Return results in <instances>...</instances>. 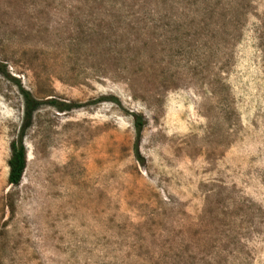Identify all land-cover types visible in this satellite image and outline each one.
<instances>
[{
  "label": "rangeland",
  "instance_id": "374dc122",
  "mask_svg": "<svg viewBox=\"0 0 264 264\" xmlns=\"http://www.w3.org/2000/svg\"><path fill=\"white\" fill-rule=\"evenodd\" d=\"M0 64V264H264V0H0Z\"/></svg>",
  "mask_w": 264,
  "mask_h": 264
},
{
  "label": "trees",
  "instance_id": "16d2710c",
  "mask_svg": "<svg viewBox=\"0 0 264 264\" xmlns=\"http://www.w3.org/2000/svg\"><path fill=\"white\" fill-rule=\"evenodd\" d=\"M137 1V0H132ZM3 66V65H2ZM0 64V72L3 73L4 70L2 69ZM17 85L19 87V91L23 98L24 106H23V118L22 124L20 126V130L16 139H13L10 142V157L7 161L8 164V176L7 181L10 185L16 186L20 183L23 173L26 167V148L23 142V137L25 131L32 123L33 115L35 110L39 107L42 103L41 100L36 99L28 89H25L17 80ZM108 98V97H102ZM52 106H54L59 111H66L71 109L73 106L70 103H66L63 101H59L57 99L50 98L45 101ZM145 121L142 115L133 113V125L136 132V140L134 143V150L135 153L138 155V142L140 138V134L143 128Z\"/></svg>",
  "mask_w": 264,
  "mask_h": 264
}]
</instances>
